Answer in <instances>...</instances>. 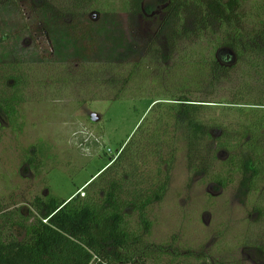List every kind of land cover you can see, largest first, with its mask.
Returning <instances> with one entry per match:
<instances>
[{"label":"rangeland","instance_id":"obj_1","mask_svg":"<svg viewBox=\"0 0 264 264\" xmlns=\"http://www.w3.org/2000/svg\"><path fill=\"white\" fill-rule=\"evenodd\" d=\"M93 1L0 2V102L13 95L17 99L13 119L0 112V217H11V232L19 240L35 222L36 198L50 194L68 200L88 191L133 138L152 97L175 91L167 77L173 66L165 58L149 59L133 46L156 33L158 23L125 20L121 0ZM163 4L148 0L144 8L159 15ZM242 4L247 10L264 0ZM78 10L86 12L76 25L91 31L87 40L69 25V13ZM156 43L163 45L161 39ZM133 57L141 59L146 78L141 83L146 82L150 94L113 101V91L122 87L125 97L135 94L139 78L128 79ZM221 61L230 64L232 59L224 54ZM90 67L101 69L89 76ZM183 76L196 77L192 67ZM222 112L214 108L211 115L219 121L234 117L227 111L222 117ZM31 158L29 166L25 162ZM224 158L222 152L215 156L211 173L226 176ZM211 173L192 174L184 155H178L166 197L147 216L152 223L148 243L168 252L160 257L151 252L138 264H264V183L247 195L239 179L219 185Z\"/></svg>","mask_w":264,"mask_h":264},{"label":"trees","instance_id":"obj_2","mask_svg":"<svg viewBox=\"0 0 264 264\" xmlns=\"http://www.w3.org/2000/svg\"><path fill=\"white\" fill-rule=\"evenodd\" d=\"M146 1L121 0L122 16L158 23L156 33L133 46L149 59L165 58L173 66L167 77L175 91L152 97L133 138L88 191L68 200L50 194L36 198L37 217L22 240L11 232V217H0V264H138L151 252L166 255L167 247H154L146 239L152 227L147 216L166 197L180 153L189 172L208 177L222 152L226 176L212 172L214 181L225 185L239 179L244 194L257 193L264 183V4L244 10V0H163L154 15L144 8ZM78 12L69 13V25L87 40L91 31L76 25L86 12ZM224 54L231 56L230 64L221 61ZM131 63L128 79L139 78L135 94L125 97V87L113 89V101L137 100L151 91L141 83L146 78L140 57ZM187 67L195 78H184ZM96 69L101 68L86 73L91 76ZM16 104L13 95L0 102V112L13 119ZM214 108L223 110L222 117L226 111L234 117L219 121L211 115Z\"/></svg>","mask_w":264,"mask_h":264}]
</instances>
